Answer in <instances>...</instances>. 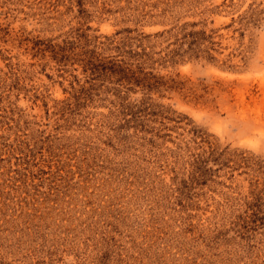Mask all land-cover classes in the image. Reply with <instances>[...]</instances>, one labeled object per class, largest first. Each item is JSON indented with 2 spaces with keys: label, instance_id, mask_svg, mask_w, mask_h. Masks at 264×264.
Wrapping results in <instances>:
<instances>
[{
  "label": "rangeland",
  "instance_id": "374dc122",
  "mask_svg": "<svg viewBox=\"0 0 264 264\" xmlns=\"http://www.w3.org/2000/svg\"><path fill=\"white\" fill-rule=\"evenodd\" d=\"M0 264H264V0H0Z\"/></svg>",
  "mask_w": 264,
  "mask_h": 264
}]
</instances>
